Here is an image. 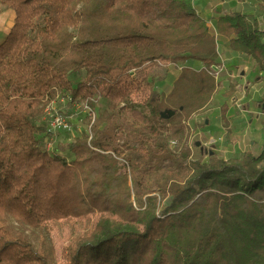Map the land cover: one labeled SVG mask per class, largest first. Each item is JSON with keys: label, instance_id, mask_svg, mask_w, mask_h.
<instances>
[{"label": "trees", "instance_id": "trees-1", "mask_svg": "<svg viewBox=\"0 0 264 264\" xmlns=\"http://www.w3.org/2000/svg\"><path fill=\"white\" fill-rule=\"evenodd\" d=\"M3 7L15 17L0 41V264H264V147L190 141L230 81L219 39L264 73L252 15L212 25L190 0ZM65 101L95 121L50 150L46 111Z\"/></svg>", "mask_w": 264, "mask_h": 264}, {"label": "rangeland", "instance_id": "rangeland-1", "mask_svg": "<svg viewBox=\"0 0 264 264\" xmlns=\"http://www.w3.org/2000/svg\"><path fill=\"white\" fill-rule=\"evenodd\" d=\"M192 5L211 21L218 17L221 12L225 14L233 11L247 12L249 6L247 3L253 2L258 4L259 0H190ZM255 4V5H256ZM256 7V6H255ZM261 9H263L261 7ZM258 10V8H257ZM248 13V12H247ZM256 16L262 17L263 13H257ZM15 12L12 9L3 7L0 15V41L3 40L10 32L12 25L14 24ZM251 21H257V26L260 27L258 20L252 15ZM219 50L221 52V61L228 65L230 73L234 74L230 77V81L223 80L219 91L216 93L213 103L210 108L200 114L195 115L190 121L192 130L191 143L194 144L197 141L203 146L205 153L219 151L221 155L224 154H243L248 151L258 150L264 147V102H259L257 105L251 102L253 105L252 112H243V106H239L238 100L246 93L249 101L251 98L256 101H260L264 96V73L258 68V72L247 78H241L239 76V69L233 71L231 60L232 53L229 52L228 44L224 40H218ZM197 67V66H196ZM200 68V67H197ZM223 65H220V69ZM228 73V72H227ZM249 74V73H248ZM261 76V77H260ZM260 80V81H259ZM236 83V91L232 94L226 93L228 87L226 83ZM242 81V82H241ZM257 85V86H256ZM254 87V88H253ZM251 93V95H250ZM246 101V100H245ZM245 103V102H243ZM70 104L65 101L62 106L54 110V114L67 112V116L71 118L74 123V130L79 127V123L76 122L73 115V111L69 108ZM230 108V110H228ZM230 111V114H229ZM245 115H244V114ZM260 114V118L258 117ZM231 120H229L228 119ZM241 117V118H240ZM208 120L206 127H203V123ZM75 121V122H74ZM78 129L75 133H77ZM90 132V129H87ZM73 132V133H74ZM68 133V134H65ZM70 132L60 133L57 136V140L63 139L65 136H69ZM79 134V132L77 133ZM76 135V134H71ZM223 137L221 141H218L215 146H209L207 144L209 139H219ZM65 228L61 227L60 229ZM63 230V229H62Z\"/></svg>", "mask_w": 264, "mask_h": 264}, {"label": "built area", "instance_id": "built-area-1", "mask_svg": "<svg viewBox=\"0 0 264 264\" xmlns=\"http://www.w3.org/2000/svg\"><path fill=\"white\" fill-rule=\"evenodd\" d=\"M221 70H224V66ZM70 105L71 107L69 108L73 111V115L77 123L82 122L85 116L90 117V119H92V122L95 121V117H96L95 111L92 108V106L87 102H74ZM56 108L59 107L52 105L51 107H48L46 111L47 134L50 139L48 148L50 150L54 148L55 140L60 133H64V132L73 133L75 131L74 123L71 120V118L67 116V112L62 111V113L54 114L53 112ZM222 139L223 137H220L217 140L212 138L209 139V142L207 144H209V146H215L217 142L221 141Z\"/></svg>", "mask_w": 264, "mask_h": 264}, {"label": "crops", "instance_id": "crops-1", "mask_svg": "<svg viewBox=\"0 0 264 264\" xmlns=\"http://www.w3.org/2000/svg\"><path fill=\"white\" fill-rule=\"evenodd\" d=\"M249 3H247V5L249 6V9H248V13L250 15H253L259 22L260 24V28L264 30V15L262 17H259V16H256L257 13H261V7H264V4H261L263 3L262 0H259L258 1V4L256 3H253V2H250L248 1ZM256 4V5H255ZM256 6V7H255ZM258 8V10H257ZM226 13V12H225ZM224 13L221 12L220 15H222ZM219 15V16H220ZM218 16V17H219ZM216 17V19L218 18ZM232 55V62H231V65H232V68H230L231 70L233 71H237L236 69H239V71L243 70V74L240 76L241 78H244L245 80H248L247 78H250V76H252L253 74H256L259 70L257 68V66H254L253 62L249 59V58H239L237 55H235L234 53L231 54ZM223 66H224V70H228L227 67L228 65L225 64L224 62L222 63ZM227 65V67H226ZM249 73V74H248ZM234 74L231 73V76ZM261 77V76H260ZM242 82V81H241ZM257 86V85H256ZM254 88V87H253ZM251 95V93H250ZM248 96L247 94L245 93L243 95L242 98H240V100H238L237 103H239V106H243V112H252V110L250 109H253V105L251 104V102H254V104L257 102L255 99L251 98L249 101H247L248 99ZM246 100V101H245ZM245 102V103H243ZM230 110V108H229ZM253 113V112H252ZM229 114H230V111H229ZM244 114V113H243ZM245 115V114H244ZM241 118V117H240ZM257 118H260V114L258 113V117ZM229 119V117H228ZM230 120V119H229ZM231 121V120H230Z\"/></svg>", "mask_w": 264, "mask_h": 264}, {"label": "water", "instance_id": "water-1", "mask_svg": "<svg viewBox=\"0 0 264 264\" xmlns=\"http://www.w3.org/2000/svg\"><path fill=\"white\" fill-rule=\"evenodd\" d=\"M216 70H218V69H216ZM201 145V143H198V146H200Z\"/></svg>", "mask_w": 264, "mask_h": 264}]
</instances>
